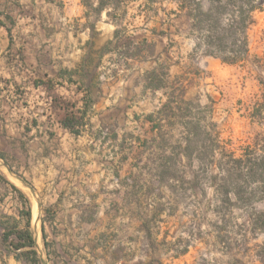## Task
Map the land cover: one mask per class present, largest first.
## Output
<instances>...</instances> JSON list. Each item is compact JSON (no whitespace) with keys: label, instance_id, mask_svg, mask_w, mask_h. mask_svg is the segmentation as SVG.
Here are the masks:
<instances>
[{"label":"rangeland","instance_id":"rangeland-1","mask_svg":"<svg viewBox=\"0 0 264 264\" xmlns=\"http://www.w3.org/2000/svg\"><path fill=\"white\" fill-rule=\"evenodd\" d=\"M81 1L73 0L65 10L64 6L49 9L55 12L52 17L56 12H66L67 16L71 14V20L49 17L44 22L34 21L31 9L26 13L32 19L18 27L5 19L10 34L5 24L0 23V131L6 123L5 114L18 107L14 101L29 98L24 93H30L31 89L26 87L34 81L46 82L37 91L34 109L54 114L56 120L74 118L73 126H78L76 130L83 137L91 132L99 135L91 127L97 119L91 121V116L100 78L104 76L105 83L108 77H112L110 81H118L115 77L122 81L123 95L109 103L101 121L106 141L114 142L112 150L111 142L103 149L107 169L103 180L94 177L78 181L72 188L82 189L81 195L59 198L63 205L72 203L80 207L82 221L87 224L111 225L101 231L103 249L96 251L95 242L89 240L85 261L70 262L62 253L63 229L57 228L52 230L54 236H50V249L46 250L52 253L51 263L253 264L256 255L264 254L263 232L259 230L260 224L256 230L252 229L256 224L247 222V209L236 197L235 192L243 185V169L236 165L235 159L253 151L255 155L264 152V2L262 9L254 13L256 22L248 31L249 57L244 63L229 64L193 51L189 18L170 13L177 8L176 2L157 0L156 12L146 13L140 7L145 0H125V15L116 19L108 16L106 10L99 13L96 0ZM70 25L75 31H85L88 37L85 67L77 68L74 75L81 79L82 90L90 87L88 100L94 101L87 115L77 105L83 95L64 98L55 90L50 80L57 74L64 77L70 74L65 72L68 69L50 67L53 57L63 53L60 46L52 44L55 36L40 34L43 29L52 33ZM116 29L120 30L118 38H114ZM22 31L32 35L19 37L24 34ZM144 38L148 43H142ZM129 40H134L138 47L128 46ZM23 42L28 43L25 55ZM104 47L107 49L102 53ZM23 57L29 62L36 58L38 62L34 61L35 67L26 63L19 66ZM258 62L263 68L258 67ZM145 85L151 89H143ZM73 88L80 90L76 85ZM169 98L173 100V110L159 112ZM84 99L87 101V97ZM258 109L262 117L252 115ZM150 114L153 121L147 118ZM189 121L192 123L187 127L185 122ZM4 144H0V154L4 152ZM90 151L100 152L101 148L95 150L91 143ZM111 152L117 153L114 160L110 158ZM7 159L13 161L14 156L10 153ZM7 159L0 157V170L11 176L4 167ZM77 170L87 171V166L80 165ZM88 172L94 173L96 168L88 167ZM228 183L229 186L225 185ZM259 184L262 181L248 190L264 194L257 188ZM5 185L0 184V227L16 224L15 198L6 199L9 186ZM226 189L232 198L230 203L223 198ZM31 198L35 206L39 197ZM27 207L25 211H31L29 200ZM256 207L264 210V200L257 201ZM43 217L47 224H54L57 219V224H61L65 220L58 205L44 210ZM3 234V249L13 251ZM0 264L14 263L6 257Z\"/></svg>","mask_w":264,"mask_h":264},{"label":"crops","instance_id":"crops-1","mask_svg":"<svg viewBox=\"0 0 264 264\" xmlns=\"http://www.w3.org/2000/svg\"><path fill=\"white\" fill-rule=\"evenodd\" d=\"M85 2L86 0H82L80 3ZM72 3L73 0H0V22L5 24L6 28L8 25L5 19H8L13 24L15 23L14 28L18 27L21 22L32 19L26 13L31 9H34V21L44 22L50 18L63 21L66 19L71 20V14L69 13L67 16L66 12H63V14L56 12V15L52 17L55 12H49V9L54 10L55 6H64L65 10L66 6H71ZM94 4L97 5L98 0ZM6 30L10 34L11 31L7 28ZM7 32L6 34H8ZM21 33L24 32L22 31ZM25 33L19 35V37L27 36ZM40 34L43 36H55L57 39L52 44L60 46L63 53V56L59 54L57 55L58 58L56 56L53 57L50 67L53 69H68L65 72L70 74L69 77L57 74L56 78L50 80L54 84L55 90L60 91L64 95V98L67 96L71 97L73 94L83 95V99L81 98L77 105L81 109V112L86 115L87 113L89 114L88 110L92 109L91 103L95 100L92 103L95 108L92 116L95 117L92 118L91 116V121L97 119V123L91 124V127L92 129H97L99 135H93V132H91L88 136L83 137L81 136V131H73V128L64 125L61 119L56 120L54 114H42L39 109H34V100L36 97H39L37 91H39L40 85L46 86V82L39 83L32 81L26 87L27 89H31L30 93H24V97H28L29 95V98H18L14 101L15 106L18 107L16 110L12 112L8 111V114H5V128L2 127L0 131V144L5 143L2 146L4 152H2L1 160L7 159V155L10 153L12 158L14 156V159L13 161H8V159L7 162L4 161V167L11 173V176L7 175L4 170H0V184L4 183L6 184L5 186H9L6 199L9 197L15 198L17 210L14 211V214L16 224H5V226L0 227L2 230L0 233V261L7 257L14 264H21V262L33 264L31 263L30 256L34 255L35 258L40 261L42 260L43 264H52V253L46 252L47 249H50L48 241L50 236L53 235L52 230L61 228L65 237L64 249L62 251L64 258L70 262L76 261L82 263L88 254L89 240L95 242L96 251H102L104 242L101 237L103 236L101 231L108 228L109 224H87L85 220L82 221V210L80 207L72 203L63 205L59 198L81 195L82 189L73 190L72 188V185H75L78 181L83 182L94 177L98 181L103 180L105 171L107 170L105 161L103 160L105 156L103 149L111 141L107 142L106 137L103 136L106 132L104 131L105 125H102L101 121L103 115L108 111L109 103L118 101L123 95L121 90L122 81H120V77H115L118 81H110L112 77H108V82L105 83L104 76H102L100 78V88L97 91L98 94L93 101H89L90 96L87 95H91L90 87L87 86L86 90H82L84 86H81V79L77 80L74 76L78 70L77 68L84 66L85 63L83 59L87 47V33L83 30L75 31L70 25L68 28L64 26L58 28L52 33H48L43 29V32L40 31ZM31 35L29 34L27 37ZM22 44H24L22 46V54L25 55L28 53L25 50L28 43L23 42ZM36 44L34 46H37ZM54 55H56L55 51ZM34 61L38 62L36 58L29 62L26 57H23V60L18 65L26 63L31 67H35ZM74 85L80 90H75L73 88ZM143 89L147 90L151 89V87L145 85ZM89 91L90 94H87ZM84 97H87V101H85ZM100 100L105 101L106 104H103ZM27 102L32 104H25ZM44 118H49V120ZM77 127L74 126L75 130ZM143 141L149 142V140ZM91 143L95 146V150H98V148L100 150L101 148V151H96V153L91 152ZM111 143L112 150L114 142ZM114 154L117 155L114 152L110 153L111 160H114ZM86 159L89 160L87 163ZM80 165L83 167L87 166V171L78 172L77 168ZM91 166L96 168V172H88V167ZM118 174L119 171L114 173L116 176ZM31 196L39 197V199L35 200V206ZM28 200L31 203L30 214L24 209V207L28 209ZM56 205L65 214V220L61 221V224H57L58 219L57 221H53L54 224H47L46 219L43 217L44 210H49L50 206L54 207ZM44 207L46 208L43 209ZM58 214H60V211ZM6 229L28 231L34 241L32 246L26 245L18 249L13 248V251L3 249L2 232ZM259 230L263 232L261 243L264 245V229L259 228ZM31 249L35 250L28 251ZM59 251L57 253H61ZM28 253L31 255L27 256ZM253 264H264V254L261 256L256 255Z\"/></svg>","mask_w":264,"mask_h":264},{"label":"trees","instance_id":"trees-1","mask_svg":"<svg viewBox=\"0 0 264 264\" xmlns=\"http://www.w3.org/2000/svg\"><path fill=\"white\" fill-rule=\"evenodd\" d=\"M125 0H98L96 10L102 13L107 11L108 16H114L116 19L122 18L125 15L124 2ZM136 1V0H135ZM157 0H145L140 4V7L144 8V11L156 12L154 4ZM160 1H173L176 2L177 8L172 9L170 13L184 14L191 22L190 35L194 37V52H201L204 55H210L218 57L223 63L238 64L246 59L250 55V40H249V28L256 20L254 13L262 9V3L264 0H160ZM233 6L235 8H230ZM112 11L114 13H112ZM226 20V22H224ZM1 23V22H0ZM165 33V32H163ZM120 36V30H115L114 38ZM113 40L110 41V43ZM120 43V42H119ZM142 43H148V39L144 38ZM133 45L136 48L138 44L134 40H129L128 46ZM152 47L155 45L149 43ZM106 47L102 49V53H105ZM259 68H263L260 62L257 63ZM153 74L156 77L155 71ZM159 86V85H156ZM172 102L169 98L163 105V108L159 112H170L173 110ZM261 109L252 113V115H261ZM153 114L147 116L149 121H153ZM63 124L69 127H74V118L65 117L62 120ZM192 122H185L188 127ZM76 131L77 130H73ZM264 151V144L262 145ZM252 153V154H251ZM2 157V154H0ZM236 165L243 169V185L239 186L236 193L237 199L243 201V206L247 209V222L249 224H256L252 226V229L256 230L258 224L259 228L264 229V210H258L256 202L264 200V194L259 195L258 191L248 190L252 188L254 183L262 181V184L257 186L258 189L264 191V152L261 154H254L249 152L242 158L235 159ZM224 169V168H222ZM234 184V183H233ZM229 186L230 184H225ZM238 186L235 183V186ZM234 186V187H235ZM242 189V190H241ZM239 190H241L239 192ZM264 193V192H263ZM223 198L225 203L231 202V196L228 190H224ZM30 214V212H28ZM5 241L9 240V244L12 248L18 249L26 245L33 244V238L28 231L23 230H7L3 234ZM33 251V250H28ZM31 254L28 253L27 256ZM31 257V263L39 264L40 260Z\"/></svg>","mask_w":264,"mask_h":264}]
</instances>
